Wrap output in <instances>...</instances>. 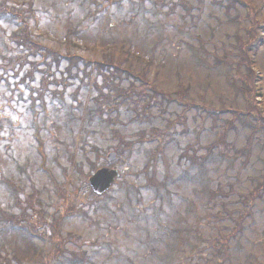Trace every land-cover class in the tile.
Returning <instances> with one entry per match:
<instances>
[{
    "label": "rangeland",
    "instance_id": "1",
    "mask_svg": "<svg viewBox=\"0 0 264 264\" xmlns=\"http://www.w3.org/2000/svg\"><path fill=\"white\" fill-rule=\"evenodd\" d=\"M12 1L19 5L22 1L33 3L31 7L33 14L28 16V28L35 36V40L40 44L43 43L47 48L42 54L41 49L36 50L35 55L29 47L33 44L22 45L24 53L29 52L30 49L28 62L24 63L20 70L18 67L19 73L16 78L12 77L13 71L6 75L11 85L20 82L19 85L23 87L26 99L30 93L26 84L35 88L40 87L47 67L42 62L47 59L44 54L53 48L62 56L75 53L81 55L83 59L108 60L110 56L115 59L116 55H120L121 58L128 60V64H131L136 74L150 63L148 79L161 90L174 91L178 88L177 83L181 81L188 86L186 98L188 101L193 100L200 106L216 109L220 106L227 110L246 109L247 102L244 98L246 90L240 89L241 77L237 70L245 73L247 69L245 65L238 66L244 57L239 51L243 43H246L245 37L252 22L251 13H256L257 20L263 22V27L258 31L261 30V35L264 36V0H241L243 2H238L235 7L234 4L228 3L230 0L228 2L214 0L215 3H212V0H148L133 5L129 0L111 4L106 0L100 4L93 0ZM160 3H163V6L159 11ZM251 6H254L255 10ZM103 9L104 12L95 19L93 12ZM171 9L174 11L172 12ZM15 27L17 29V25ZM78 29L85 42L74 48L71 43L75 38H72V42L65 44L67 37L71 36L70 30ZM7 30L0 33L5 35ZM258 45L260 48L254 52L255 61L257 67L264 71V42L260 41ZM190 46L197 47L196 53L200 52L207 64H201L195 59ZM149 48L153 49V52ZM218 58H228L235 63H221ZM216 60L220 65H215ZM29 62H40L33 79L26 74L32 67ZM67 63V60H62L59 68L53 66L51 68L53 75L50 79L59 77L60 71ZM2 71L1 69L0 75H3ZM178 73L181 76H178ZM262 73L263 81L260 85L264 94V72ZM20 79H25L24 83ZM98 82L102 83L101 77L98 78ZM72 83L73 86L66 91L69 105L77 104L75 101L70 102L77 89L78 100L93 102L91 98L97 95L96 90L79 87L77 80H72ZM127 84L128 82L124 81L123 85ZM6 88L5 81H1L0 218L4 212L20 213L17 206L12 205L13 199L4 185V180L9 184L25 185L26 194L37 189L41 198L46 201H48L47 192L43 191V188H48L53 193V200H56L52 182L54 180L50 179L46 170L50 171L62 186H66L69 184L62 176L63 169L56 160H59L63 167L68 168L70 172L68 176H75L69 154L74 153L77 161H80V157L84 159L81 153L76 152L77 147L74 144L79 138L78 126L74 121L69 128L65 126L66 116L59 110L60 105L51 93L48 92L43 97L45 108L37 105L36 118L33 112L30 113L26 109L25 103L21 102L20 98L18 102L15 100L9 102L8 96L11 92ZM48 88L56 91L61 85L51 82ZM258 100L264 112V95L258 97ZM126 102L123 101L122 107L118 110L116 106L106 108L103 119L107 122H103L100 127L97 126V133L92 134L89 139L91 143H96L98 148H109L121 143L122 146L124 144L132 146L133 156L129 161L123 165L122 162L127 159V154H124L123 158H117L111 162V165L123 173L124 180L139 177L143 183L147 179L137 176L143 167L145 159L142 157L143 154L152 149L159 150L162 146L167 154L166 157L175 167L174 172L170 173L171 176L175 179L181 177V173L185 171L182 166L184 160H180L184 150L193 144L197 135L202 144L210 143L216 137V132L222 130L225 119L232 115L230 112L222 113L218 125L211 130L212 121L202 120V115L208 111H204L203 108L192 110L188 112L186 118L189 132H182L183 127L178 126L173 138L163 146L161 138L149 142L148 139L142 140L139 134L151 125L163 127L166 119L175 117L176 112L179 113L182 108L171 103L166 114L162 117L150 116L151 123H149L145 122L144 116H139L135 111L125 110ZM38 103H41V100ZM83 106L92 107V104L84 103ZM154 113L160 112L154 108ZM172 113L174 115H171ZM236 126L238 129H232L229 137V140L235 143V149L229 153L230 155L247 145V138L255 127V125L242 126L238 121ZM121 137H123L122 142H120ZM255 140L260 142L262 147L254 143L249 162L242 171H238V168L241 161H245L244 157L239 158L235 163L231 160L217 162L218 166H213L210 171L204 170L202 173L199 168L195 172L191 170L189 176L201 173L203 183L193 181L185 183L179 180L176 183L169 182L167 189L170 195L167 193L166 198L162 199V206L159 201L157 203L153 201L150 196L151 189L143 187V195L140 199L135 196L131 198L130 212L123 192L117 188L112 193L114 198L109 201L111 213L104 209L97 211V207L92 206L89 213L94 221L80 216L64 217L60 222L61 231L64 234L71 232L80 237L74 244H68L66 255H70L71 251H83L91 259L86 264H168L174 260L167 244L168 239L162 234L190 235L191 232L188 233L186 227L195 228L201 223L199 228L204 238L211 234L217 235L218 228H212L208 220L205 217L202 220L199 215L207 214L204 207L207 196L204 190L215 189L218 184H224L225 192L211 203L213 213L221 211L223 205L224 207L230 205V210L244 208L243 194L255 189V178L258 179L257 183L264 182V126L256 133ZM194 148L187 150L193 153ZM88 150L91 153L90 158L94 160V153L91 149ZM201 153L203 150L197 151V154ZM102 162L104 158L100 161ZM186 166L190 167L189 163H186ZM84 168L85 172L89 171L85 164ZM164 174L165 169L159 168L158 177L164 179L166 178ZM115 199H119L122 206ZM168 200L172 202L168 203ZM143 209H146L148 214L139 216L137 213ZM49 210L53 211V208L49 207ZM112 213H115L120 220H115ZM210 221L214 226H221L225 233L231 232L235 224L239 223L237 221L234 223L232 220L221 222L216 215L212 216ZM241 225H244L238 238L241 246L234 239L230 243L229 253L210 254L216 264H264V190H262V198H257L255 201L252 215H247ZM41 232L48 234L49 229L47 231L41 229ZM193 234L195 235V232ZM193 241L202 243V240L196 237ZM184 244L187 251L193 249L190 243L184 242ZM52 246V240L28 237L6 223H0V254L2 257L8 256L12 264H37V256L47 253ZM208 259L209 257L204 255L202 259L196 260L195 254H187V261L183 264L204 262L214 264ZM50 264L71 263L60 258L59 261Z\"/></svg>",
    "mask_w": 264,
    "mask_h": 264
},
{
    "label": "trees",
    "instance_id": "2",
    "mask_svg": "<svg viewBox=\"0 0 264 264\" xmlns=\"http://www.w3.org/2000/svg\"><path fill=\"white\" fill-rule=\"evenodd\" d=\"M251 36H249V44L246 45V48H244V50L241 52V54L244 56L242 58V60L238 63V66H241L242 64H244L246 66V64L248 65L247 67V71L245 73L238 71V74H240L241 77V85H240V89L241 90H246V101H247V105H246V109L245 110H235L233 111V114L229 117L226 118L224 123L222 124V130L221 131H217V136L216 139L207 145H204L203 148L206 149V153L204 156L201 157V159H196L195 157L193 159L195 160H200V163L202 165H205L206 162L210 163L212 160H217L218 158H221L222 160L225 159H229L231 160V156L229 155L231 148H233L234 144L229 140V135L230 132L232 131V129H236V125L235 122L238 120L243 126H254L255 125V131H258L259 129H261L264 126V115L262 114V109L260 107V105L258 104L256 97L258 95H262V93L260 92L259 87L256 84V73L253 70V64H252V59H251V43L254 44L257 40L259 42V32H257L255 30V28H253L251 31ZM258 42L253 46V49H256L258 46ZM95 66V70L97 69L98 72L101 71L102 66L99 64H94ZM69 71V70H68ZM65 77V76H64ZM228 78L230 79V77L228 76ZM66 79V78H65ZM64 79V81H66ZM180 99H178L179 101L184 102L185 97L184 93L181 92L179 94ZM168 97V96H167ZM154 99H157V95L154 94L153 95ZM169 99H171L169 97ZM189 103V102H186ZM192 104L186 106L183 110V113L188 112L189 109H193L194 108L197 110V108L199 109V105L195 102V101H191ZM186 105V104H185ZM227 112V109L225 107L220 108V112L216 109V108H210V111L207 112V114H203L202 115V120L205 121L208 118L211 119V121L213 122V128H215L216 125H218V121L221 118L220 114ZM92 110H90L89 115H91ZM199 114V112H197ZM98 114H101L98 112ZM252 137H249V144H251L252 142ZM87 141L86 139H81V144H77V146L82 149L83 151L87 152ZM82 145V146H81ZM95 147H93L94 149ZM131 148H124L120 150V152H126V150H130ZM215 150H218L215 152ZM226 150V152H225ZM77 152V151H76ZM212 156L211 159H209ZM238 156V153L234 154V158ZM70 160L74 161V155L72 153H70L69 155ZM150 157L152 158L153 155L150 154ZM74 169L76 170V172L78 173V175L82 172L83 174V170L81 168V166H79V163L74 162ZM49 175H51L49 173ZM147 180L146 182H144L143 184H139L135 182H127L128 184L125 185V193L126 196L128 198H131V191L128 188V186L132 187L133 189H139L140 185L145 187V188H152L153 185H156L154 183L155 177L154 176H147L146 177ZM258 189H264V183L261 184L255 191H253L250 195L247 196V199L245 201V205L244 208L248 207L249 204L252 203V201L254 200V198L257 196L258 194ZM135 190V189H134ZM222 193V189L218 188L215 189L214 191H211L210 194L213 197H216L218 194ZM59 195V201L58 202H54L55 204H57L58 208H60L61 210L63 209L64 213L67 215H86L87 211L84 209L85 205H88L87 202V197L82 196L81 193H73L72 195L70 194H66L64 192H58L57 193ZM107 195V194H106ZM214 205V204H213ZM57 208V210H58ZM226 213H230L231 211L225 207L224 208ZM222 212L223 211H219L217 213H213V215H217L218 218L222 217ZM250 213V208L248 207V209H244V210H239L238 214H239V223L242 221V219L248 215ZM47 215H48V211L45 208H42L41 213L39 214L37 220H35L34 222V227L38 228V224H48L49 227L53 230V234H52V238L55 236V242H56V247L50 251V253L43 255L39 260H38V264H50L52 263L54 260L60 258L61 256H65L66 259H72L75 260L77 258H79V256L85 257V253H77V252H73L71 251L70 256L65 255V252L68 251V247H67V241L69 239L74 240L75 242L77 241V237L73 234H68L66 237H63L59 228L57 227V221H56V217L53 216L54 221L49 222L47 219ZM22 216H28L27 218H25L26 222H28V224L30 225V222L32 220V215H29L26 210L24 209V212L22 214ZM22 216H15L13 214H9L6 213L2 218L0 219H6V221L9 222H15V220L18 221L19 218H21ZM33 221V220H32ZM82 254V255H81Z\"/></svg>",
    "mask_w": 264,
    "mask_h": 264
},
{
    "label": "water",
    "instance_id": "3",
    "mask_svg": "<svg viewBox=\"0 0 264 264\" xmlns=\"http://www.w3.org/2000/svg\"><path fill=\"white\" fill-rule=\"evenodd\" d=\"M115 176H117L116 171L102 169L91 179V183L94 186L95 190H97L98 192H102L110 186Z\"/></svg>",
    "mask_w": 264,
    "mask_h": 264
}]
</instances>
